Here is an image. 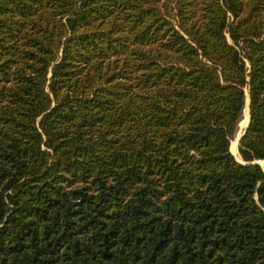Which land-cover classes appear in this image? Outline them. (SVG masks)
<instances>
[{
  "label": "trees",
  "instance_id": "1",
  "mask_svg": "<svg viewBox=\"0 0 264 264\" xmlns=\"http://www.w3.org/2000/svg\"><path fill=\"white\" fill-rule=\"evenodd\" d=\"M254 160L264 0H0V264H264Z\"/></svg>",
  "mask_w": 264,
  "mask_h": 264
},
{
  "label": "water",
  "instance_id": "2",
  "mask_svg": "<svg viewBox=\"0 0 264 264\" xmlns=\"http://www.w3.org/2000/svg\"><path fill=\"white\" fill-rule=\"evenodd\" d=\"M249 99V101H248V112H249V122H248V124H247V126H245V127H242V125H241V123H240V130L238 131V133L236 134V136H235V138L231 141V145H230V150H231V152H232V154L235 156V158L239 161V162H241V163H243V164H245L243 161H240L238 158H237V156H236V154L233 152V150H232V144H233V142H234V140H238V153H239V147H240V141H241V139H242V137L246 134V132H247V129H248V126H249V123H250V94L248 93V97H247V100ZM246 106H247V102H246ZM246 108V107H245ZM244 116H245V111H244ZM244 118V117H243ZM243 120V119H242ZM242 122V121H241ZM239 156H240V153H239ZM250 164H260L261 165V162H260V160H254L253 162H251V163H247V165H250ZM262 166V165H261Z\"/></svg>",
  "mask_w": 264,
  "mask_h": 264
},
{
  "label": "bare ground",
  "instance_id": "3",
  "mask_svg": "<svg viewBox=\"0 0 264 264\" xmlns=\"http://www.w3.org/2000/svg\"><path fill=\"white\" fill-rule=\"evenodd\" d=\"M248 101H249V100H248ZM247 108H248V102H247V107H246V109H245V110H246V119H245V122H247V121L249 122V112H248V109H247ZM248 122H247V124H248ZM247 124L243 126V124L241 123V125H242L243 127L247 126ZM237 145H238V140L236 139V140H234V143L232 144V150H233V151L235 150L234 153L236 154L237 157H239V156H238V152H237V150L235 149V148L237 147ZM238 159H239L240 161H242V159H241L240 157H239ZM261 161H262V160H260V162H261ZM261 165H262V164H261Z\"/></svg>",
  "mask_w": 264,
  "mask_h": 264
},
{
  "label": "rangeland",
  "instance_id": "4",
  "mask_svg": "<svg viewBox=\"0 0 264 264\" xmlns=\"http://www.w3.org/2000/svg\"><path fill=\"white\" fill-rule=\"evenodd\" d=\"M246 91H247V97H248L249 89L247 88ZM247 109H248V108H247ZM245 119H246V110H245V116H244V118H243V120H242V122H241V123L243 124V126L246 125L247 122H248V121L245 122ZM243 126H242V127H243ZM240 127H241V126H240ZM240 127H239V130L241 129ZM233 143H234V142H233ZM235 149H236L237 152H238V145H237V147H236ZM233 152H235V150H234ZM238 156H239V153H238ZM239 157H240V156H239ZM239 157H237V158H239ZM261 164H262V166L264 167V161H261Z\"/></svg>",
  "mask_w": 264,
  "mask_h": 264
}]
</instances>
